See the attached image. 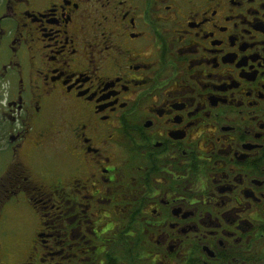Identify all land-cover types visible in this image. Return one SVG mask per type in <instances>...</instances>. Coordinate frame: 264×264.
Returning a JSON list of instances; mask_svg holds the SVG:
<instances>
[{"label": "flooded vegetation", "instance_id": "af4514ba", "mask_svg": "<svg viewBox=\"0 0 264 264\" xmlns=\"http://www.w3.org/2000/svg\"><path fill=\"white\" fill-rule=\"evenodd\" d=\"M0 264H264V0H0Z\"/></svg>", "mask_w": 264, "mask_h": 264}]
</instances>
